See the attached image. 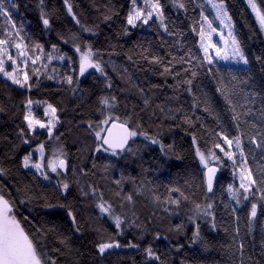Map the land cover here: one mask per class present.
Listing matches in <instances>:
<instances>
[{
  "label": "trees",
  "instance_id": "trees-1",
  "mask_svg": "<svg viewBox=\"0 0 264 264\" xmlns=\"http://www.w3.org/2000/svg\"><path fill=\"white\" fill-rule=\"evenodd\" d=\"M130 1L68 0L72 6L70 15L65 0H15L18 8L12 9V22L22 29L29 54L42 56V60L35 65L31 60L26 66L21 61L18 64L19 69L31 76L30 90L0 78V169H4L0 173V191L14 202L13 214L26 231L38 238L42 251L51 253L53 248L61 249L51 253L59 264H264V203L258 204L257 217L250 230L247 208H237V215L232 214L236 203L229 196L228 185L239 188L232 163L223 161L214 192L208 196L202 180L203 169L195 155L196 146L207 152L216 149L214 141L222 145L223 140L215 135L222 128L230 137L238 134L232 112L215 92L216 82L208 75L209 67L213 71L219 69L225 80L231 78L229 74L238 78L237 110H248L249 114L241 120L256 125L251 129L249 123H242L240 131L254 133L264 128L263 33L244 0H224L232 17L234 35L241 41L249 63L233 67L205 62L200 67L197 61L203 58L197 32L201 10L214 19L204 0H180L185 4L184 9H177L172 0H160L165 23L174 35L165 30L161 32L153 22L145 29L128 28L126 16ZM256 3L264 9V0ZM41 9L49 19L47 28L40 18ZM105 16L110 19L106 20ZM5 23L0 17V37ZM194 27L197 32H193ZM74 44L82 49L91 47L96 58L102 61L105 74L92 70L78 79ZM35 45H40L43 52L37 51ZM52 45H56L55 50ZM189 51L196 60L177 62L180 57L189 60L186 55ZM9 52L16 56L17 50L10 48ZM49 54L54 57L51 61L46 58ZM61 54L62 60L58 58ZM153 56L162 57V63L152 62ZM164 65L179 72V77L161 75ZM34 68L40 71L34 72ZM182 68H194L198 73L193 80L192 94L186 90L187 85L176 86L177 80L185 79ZM69 75L73 76L71 86L64 79ZM204 93L213 99V115L204 112L202 104L192 107L193 100H202ZM101 96H115V115L129 118L133 129L139 124L140 131L149 135L159 133L163 143L173 145V150L165 155L158 144L137 136L132 143L135 155L97 152L88 121L100 118L96 109L100 107ZM29 98L47 101L58 109L54 137L49 138L46 130L21 135V129H27L23 113ZM43 105L31 106L36 116L41 117ZM184 115L194 122L193 126L181 119ZM191 132L197 135L196 146L192 144ZM41 142L47 146L46 152L62 145L67 154V174L58 176L59 181L69 185L65 191L23 166V157ZM242 145L248 166L259 179L264 174V149L250 143L247 135L243 136ZM101 196L112 205L113 215L125 220L122 235H115V226L100 214L97 203ZM170 200H179V206ZM195 203H212L213 209L207 219L199 217L194 224L188 216ZM46 204L67 207H46ZM69 210L77 217L80 231L72 224ZM176 224H182L183 231L177 232ZM196 224H199L200 239L193 243ZM101 235L105 239L114 236L122 245L132 241L140 247L110 249L101 256L95 247ZM240 243L244 245L242 254ZM149 245L160 257L159 261L146 257L143 249Z\"/></svg>",
  "mask_w": 264,
  "mask_h": 264
},
{
  "label": "snow or ice",
  "instance_id": "snow-or-ice-1",
  "mask_svg": "<svg viewBox=\"0 0 264 264\" xmlns=\"http://www.w3.org/2000/svg\"><path fill=\"white\" fill-rule=\"evenodd\" d=\"M42 2V0H41ZM175 7L184 9L185 4L180 2V0H172ZM211 5L212 10L215 13V19L219 21L221 29H227V35L225 36L223 31H218L214 26L213 20H211L204 11L200 12V22L199 31L194 27L193 32H197L199 36V46L203 53V61H197L200 67L204 66L206 62L208 65H212L214 59L233 61L238 64L247 65L249 63L248 57L246 56L241 41L237 39L233 32V22L232 17L224 5V0H208ZM248 6L251 8L259 30L264 33V9H262L256 3V0H247ZM65 4L68 8V12L72 14V6L65 0ZM18 8V4L15 0H0V17H2L6 23L3 30V36L0 37V73L12 81L13 84L19 85L21 88L27 87L29 90L33 87L29 83L31 76L26 70H21L17 67L20 63V58H23L25 66L28 60L32 61L35 65L37 61L42 60V56L30 55L28 51V45L24 43V37L21 35V28H17L12 22L11 12L12 9ZM203 9V5H201ZM41 20L45 28L49 27V19L46 17L43 9H41ZM154 18V19H153ZM73 19L76 17L73 15ZM105 19H110L109 16H105ZM154 24L158 21L159 27L168 30V26L165 23V15L163 11V6L160 0H143V6L137 3V0H131V5L129 7L126 16V25L133 28L139 26L140 24L148 25L149 22ZM79 23V20H77ZM85 31L89 29L85 28ZM127 34L128 28H124ZM213 34H216L220 38V42L223 45L213 42ZM169 35H174V33L169 31ZM179 43V41H177ZM75 50L79 55V72L83 75L89 68H94L97 72L104 75V67L102 61L98 60L94 55L91 47L82 49L79 45L74 44ZM10 48H15L17 50L16 56L9 53ZM53 50L56 49V45H52ZM37 51L43 52L40 45H35ZM212 52L215 55H212ZM189 60L185 61L184 57H180L177 62L180 63H191V60H196V56L192 55L191 52L187 53ZM54 57L52 54L48 55V60H52ZM59 59H64V55L61 54ZM71 59V58H69ZM147 59V57H145ZM163 58L159 56H153L152 62L160 64ZM174 60L176 58L174 57ZM257 60H261L257 57ZM6 61L11 63V71L6 67ZM172 61H169L171 64ZM42 67H47V65H42ZM40 69L34 68V72H39ZM181 71L185 74V79L177 80V87L180 84L187 85V91L189 94L193 93V80L197 77V71L193 69L182 68ZM190 72V78H189ZM165 73L174 75V78L179 77L180 73L175 72L174 69H170L168 65H164V71L160 73L164 75ZM208 75H210L216 82L215 92L223 99L225 105L228 106L229 110L232 112L231 119L235 123L238 134L235 136H229L226 134L225 130L215 133L223 143L228 146L225 150L221 147L219 142H213V148H219L224 156L227 157L229 161H232L233 174L237 172L239 174V188H234L232 184L228 185V193L231 199L235 200L236 207L232 209V214L237 215V208H247V220L248 227L251 230L254 219L257 217L258 204L264 203V174L260 176L259 179L254 177L252 169L248 166L247 156L242 145V138L244 135L248 136L250 143L255 144L258 148L264 149V128L256 132H241L242 123H249L251 129H255L256 125L250 122L242 121V116H247L249 114L248 110L244 112L238 111V100L239 95L237 91V84L239 83L238 78L235 75H230V79L225 80L224 75L220 73L217 69L213 71L211 67L208 68ZM50 79L52 77H49ZM65 82L71 86L73 84V76H66ZM109 87L111 83L109 82ZM197 87H200L199 85ZM75 91V89H73ZM255 95V93H253ZM245 101L247 102V94H244ZM36 104H44V116L47 117V121H43L37 118L31 111V106ZM100 107H97L96 111L99 112L100 118L92 121H88L89 129L94 133L95 136V147L96 151H103L105 153H110L112 156H123L125 154L135 155L136 152L133 150L132 143L133 138L137 136H143L145 140L150 141L152 144H158L162 153L167 155L168 151L173 150V145H165L163 141L159 138V133L155 135H149L146 131H140V125L133 129L129 123V118L121 119L120 116L114 114V109L116 106L115 96H101L98 101ZM145 100V104H147ZM203 105V111L209 113V115L214 114L213 99L208 95V93L203 94L202 100H193L192 107L198 108ZM176 111H179L177 109ZM57 112L58 109L47 101H33L32 99H27L25 103V109L23 113V120L27 123V129H21V135H26L28 132H32L38 126L41 129H46L49 138L55 136L54 129L57 125ZM264 115V113H262ZM181 119L188 125L193 126L194 122L189 118V116L184 115ZM197 121L200 117L196 118ZM217 124L220 123L218 115L216 116ZM203 128V123L200 124ZM192 136V144L197 145V135L195 132L190 133ZM59 141V137H55ZM25 143L28 141L25 140ZM233 146H235V151H233ZM47 146L41 142L37 144L35 152L38 153L39 158L33 160V153L29 152L23 157L24 167H28L31 163V167L36 169V171L43 176L44 179L48 180L51 177L49 172L55 173L57 176L61 175V170L66 169V156L67 154L63 151V146L59 145L54 147L52 154L50 156H45ZM236 152L239 153V160H237ZM195 155L199 158L200 164L203 166V184L206 185L207 192H212L214 187V180L216 179L217 167L213 166V161H221V157L218 156L214 151L209 149L207 152L201 150L199 146L195 148ZM47 159V164L45 165L44 160ZM75 171V169H73ZM4 169H0V173H3ZM119 183V181H117ZM58 185L62 190L68 189V183L64 181H58ZM95 192V188L93 189ZM259 193V196L256 194ZM183 195V194H182ZM131 200V196L128 197ZM184 199H188L184 197ZM171 204L179 206V200H170ZM247 202V203H246ZM13 201L6 198L3 191H0V264H59V261L53 257L51 253L61 252L59 248H53L51 253L42 251V245L38 242L36 236L31 235L21 221L13 214ZM250 204V207L248 205ZM46 207H67L64 204L52 205L46 204ZM97 207L100 212L106 213L114 222L117 232L115 235H122L124 231L125 220L119 215H113V208L111 204H108L103 200L101 196L100 202L97 203ZM227 207V205H226ZM213 204L206 203L201 205L199 203L194 204V208L191 210V215L188 216L189 221L196 223V220L201 216L212 215ZM168 211V209H165ZM68 216L72 218V224L76 226V231H80V226L77 217L74 213L69 210ZM214 219V217H213ZM138 226V225H137ZM215 227V224L212 225ZM175 230L177 232L183 231L182 224H176ZM39 231V230H38ZM238 231V229H237ZM159 232L156 236L159 237ZM200 239L199 224H196V229L192 233V242L195 243ZM63 243V241H61ZM98 253L103 256L107 250L120 247H130L139 248L138 243L128 241L126 245H122L121 242L114 236H109L107 239L101 235L99 241L95 244ZM244 245L240 243L239 250L241 254L243 253ZM146 257L149 260L159 261L160 257L154 252L151 245L143 249ZM63 254V253H61ZM163 264V262H161Z\"/></svg>",
  "mask_w": 264,
  "mask_h": 264
},
{
  "label": "rangeland",
  "instance_id": "rangeland-1",
  "mask_svg": "<svg viewBox=\"0 0 264 264\" xmlns=\"http://www.w3.org/2000/svg\"><path fill=\"white\" fill-rule=\"evenodd\" d=\"M204 2H205V4L208 6V8H209V10H210V12H211V14H212V16H213V24H214V26L218 29V31H223V33H224V35L226 36L227 35V29H221L220 28V24H219V21L218 20H216L215 19V13H214V11L212 10V8H211V5L208 3V0H204ZM217 2H218V0H217ZM244 2H245V4H246V6L248 7V9L250 10V12H251V14L253 15V17L255 18V16H254V14H253V12H252V10H251V8L248 6V3H247V0H244ZM137 3L139 4V5H141V6H143V0H137ZM130 5H131V1H130ZM225 5V4H224ZM177 9H180V8H178V7H176ZM230 16V15H229ZM154 19V18H153ZM151 22V21H150ZM156 24H157V27H158V29L161 31V32H164V29H162V28H160L159 27V22L157 21L156 22ZM140 27H141V29H145L146 28V25H143V24H140L139 25ZM128 28H133V27H131V26H127ZM233 32H234V24H233ZM263 36H264V33H263ZM212 39H213V42L214 43H217V44H220L221 45V47L223 46L222 44H221V42H220V38H219V36L218 35H216V34H213V37H212ZM198 48H199V51H200V53H201V55H202V58H203V53H202V51L200 50V46H199V36H198ZM74 50H75V48H74ZM9 51H10V49H9ZM10 53V52H9ZM75 53H76V55H77V57H78V69H77V78L78 79H81L83 76H85L89 71H96L94 68H89L83 75H80V72H79V55H78V53L76 52V50H75ZM212 55L214 56L215 55V53L214 52H212ZM46 58H48V57H46ZM23 58H20V61L24 64V61L22 60ZM51 61V60H50ZM207 64V63H206ZM213 64H217V65H222V66H233V67H244V66H246V65H244V64H238V63H235V62H233V61H224V60H219V59H214V61H213ZM212 64V65H213ZM6 67H7V69L9 70V71H11V63L10 62H8V61H6ZM17 67H18V65H17ZM97 72V71H96ZM99 73V72H98ZM100 74V73H99ZM0 78H3V79H7L8 81H10L11 83H12V81L11 80H9L8 78H6L4 75H3V73H0ZM16 85V84H15ZM44 107H45V105H43L42 106V108H41V117H38V116H36L34 113H33V111H32V109H31V111H32V113L37 117V118H39V119H41V120H43V121H47V117H45L44 116ZM27 124V123H26ZM41 130H46V129H41V128H39L38 126L36 127V129H34L31 133H33V132H36V131H41ZM47 131V130H46ZM135 138V137H134ZM36 147L37 146H34L32 149H31V152L33 153V160H35V159H38L39 158V155H38V153H36L35 152V149H36ZM221 147H223L225 150H227L228 149V146L226 145V144H222L221 145ZM54 148V147H53ZM53 148H51L48 152H45V156L47 157V156H50L51 154H52V150H53ZM233 151H235V146H233ZM214 152L218 155V156H220L221 157V161H219V162H217V161H213L212 163H213V165H215V166H217L219 169H221V167H222V165H223V161H226V162H231L232 163V161H229L228 159H227V157H225L224 156V153L219 149V148H216L215 150H214ZM198 158V157H197ZM237 160H239V153L238 152H236V157H235ZM44 163H45V165L47 164V159H45L44 160ZM198 163H199V165L201 166V168L203 169V166L200 164V161H199V158H198ZM24 166V165H23ZM24 168H26V167H24ZM26 169H30V170H32V171H34V172H36L44 181H46V182H50V183H54L55 185L56 184H58V181H59V178H58V176L55 174V173H51V172H49V176L51 177L50 179H48V180H46V179H44L43 178V176H41L37 171H36V169H34L33 167H31V163L29 164V166L26 168ZM232 169H233V167H232ZM236 178H237V180H238V183H240V181H239V174H238V172L236 173ZM65 191V190H64ZM98 210H99V208H98ZM99 212H100V210H99ZM100 214L103 216V217H105V218H107L114 226H115V224H114V222L112 221V219L106 214V213H101L100 212ZM200 217H202L203 219H207L208 218V216H204V215H201ZM126 247H120V248H113V249H125Z\"/></svg>",
  "mask_w": 264,
  "mask_h": 264
},
{
  "label": "water",
  "instance_id": "water-1",
  "mask_svg": "<svg viewBox=\"0 0 264 264\" xmlns=\"http://www.w3.org/2000/svg\"><path fill=\"white\" fill-rule=\"evenodd\" d=\"M66 163H67V161H66ZM213 166H215V165H213ZM215 167H217V166H215ZM203 172H204V169H203ZM66 174H67V167H66V169H64V170H61V175H62V176H66ZM219 176H220V169L217 167V173H216V179L214 180L213 191H212V192H207L206 185H205L206 194H207L208 196H211V195L213 194V192H214V188H215V185H216V183H217V180H218Z\"/></svg>",
  "mask_w": 264,
  "mask_h": 264
}]
</instances>
